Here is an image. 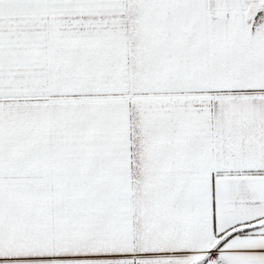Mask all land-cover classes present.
<instances>
[{
  "label": "snow or ice",
  "instance_id": "1",
  "mask_svg": "<svg viewBox=\"0 0 264 264\" xmlns=\"http://www.w3.org/2000/svg\"><path fill=\"white\" fill-rule=\"evenodd\" d=\"M0 264H264V0H0Z\"/></svg>",
  "mask_w": 264,
  "mask_h": 264
}]
</instances>
